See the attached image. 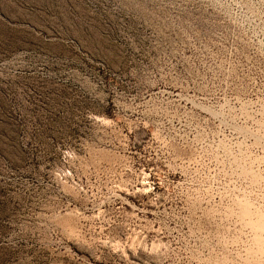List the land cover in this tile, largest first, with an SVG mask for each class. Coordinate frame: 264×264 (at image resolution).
<instances>
[{
	"label": "rangeland",
	"instance_id": "obj_1",
	"mask_svg": "<svg viewBox=\"0 0 264 264\" xmlns=\"http://www.w3.org/2000/svg\"><path fill=\"white\" fill-rule=\"evenodd\" d=\"M264 0H0V264H264Z\"/></svg>",
	"mask_w": 264,
	"mask_h": 264
},
{
	"label": "bare ground",
	"instance_id": "obj_2",
	"mask_svg": "<svg viewBox=\"0 0 264 264\" xmlns=\"http://www.w3.org/2000/svg\"><path fill=\"white\" fill-rule=\"evenodd\" d=\"M258 227L264 230V220L260 221V223L258 224Z\"/></svg>",
	"mask_w": 264,
	"mask_h": 264
}]
</instances>
